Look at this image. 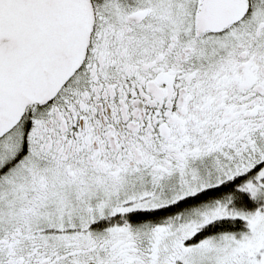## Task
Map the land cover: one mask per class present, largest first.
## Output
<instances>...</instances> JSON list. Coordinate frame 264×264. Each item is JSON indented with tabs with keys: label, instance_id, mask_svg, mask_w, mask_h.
<instances>
[{
	"label": "snow or ice",
	"instance_id": "6c2138e0",
	"mask_svg": "<svg viewBox=\"0 0 264 264\" xmlns=\"http://www.w3.org/2000/svg\"><path fill=\"white\" fill-rule=\"evenodd\" d=\"M0 264H264V0H0Z\"/></svg>",
	"mask_w": 264,
	"mask_h": 264
}]
</instances>
